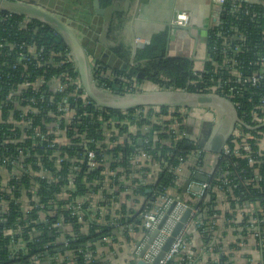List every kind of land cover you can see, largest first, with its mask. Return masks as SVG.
<instances>
[{
	"label": "trees",
	"instance_id": "16d2710c",
	"mask_svg": "<svg viewBox=\"0 0 264 264\" xmlns=\"http://www.w3.org/2000/svg\"><path fill=\"white\" fill-rule=\"evenodd\" d=\"M39 1L44 4L48 2V0ZM93 1L90 0V3L92 4ZM125 1L101 0V7L122 5ZM263 2L264 0L248 4L243 1H226L220 11V24L207 31V53L212 61L222 63L225 57L223 41L238 32L245 36L248 45H254L251 42L254 43V40L260 38L258 33L264 26ZM60 5L64 8L63 2ZM57 11L59 12L57 16L67 24L69 22L68 25L76 30L74 32L81 33L84 37L82 41L84 48L89 57L96 60V76L101 71L105 73V77L98 79L97 82V85L101 87L116 88L122 84V78L127 77L135 78L139 84L148 81L162 90L176 89L200 93L207 91L206 87L215 83L218 78V75L214 74L211 62H205L200 71L196 63L187 58L171 57L168 53L170 43L168 30L155 35L149 45L139 49L136 55L132 56V52L124 44L108 46L100 43L97 35L102 25L96 31L95 37L91 35V28L85 21L88 17L85 12L80 18L65 12L64 9L63 11L57 9ZM75 19H78L79 24L73 23ZM127 20L126 12L114 13L108 32L110 39L113 40L116 31L123 27ZM22 21H24L22 16L13 15L14 24L22 23ZM2 39L16 43L35 41L39 46L45 47L46 51L62 55L71 52L64 37L36 19L31 20L30 24L22 30H19L17 26L11 28L8 23L0 24V42ZM92 46H96V52ZM261 46L263 47V44ZM3 51L0 61L6 62L7 66H12L15 63V57L5 55L8 51L7 47ZM60 72L62 70L50 69V74ZM141 74L144 77L139 76ZM3 75V79L0 80V111L3 112L0 120V163L20 161L24 158L22 162L25 170L31 165L35 172L41 175L47 173L48 178H36V194L34 195L27 176L16 178L0 170V264H23L29 262L34 256L42 261L48 258L46 260L51 264H99L96 259L99 245H103L108 238H115L119 231L131 223V218L127 217L123 206H119L120 208L118 207L116 211L113 210L115 206L120 205L123 191L129 187L139 195L148 196L152 204L147 211L153 210L160 196L167 194L166 191L170 189L179 188L175 169L188 162L194 150L203 149L198 143L189 145L186 138L176 139L172 130H169V126L177 121L180 131L186 132V123L184 124L186 118H181L176 112L169 113V107L133 109L127 113L133 115L136 112H143V117L137 124L121 122L112 125L106 124L105 118H122V112L103 110L101 113L105 118L98 120L100 112L97 107L95 114L93 107L83 108L81 105L76 106L75 120L72 122L68 118L59 121L57 115L52 113L53 116H51L49 112L42 116H34L31 125L42 126L48 133V139L67 137L65 140L69 144L62 143L51 148L48 143L37 140L33 148L35 142L23 137L22 128L25 126L19 123L17 116L19 109L11 114L1 102L5 97L4 87L16 84L24 78L20 77V71L16 72L8 68L4 70ZM55 97L56 103L62 99V95L57 94ZM49 110L53 111L55 108L52 107ZM85 113L88 116L80 118V115ZM56 122H59L57 127ZM55 128H59L62 132L58 134ZM76 128L79 134L87 133L88 138H96V141L100 140L102 143L108 128L114 134L115 146L108 147L104 144L101 148H96V158L101 162L98 168L89 169L83 163L82 160L90 149L80 146L77 143L78 140L71 139ZM140 138L144 140L141 147L138 145ZM26 148H30L29 151L25 150ZM139 150L146 153L149 159L143 162L141 170H134L132 158ZM25 153L26 156L23 155ZM58 158H62L63 162L57 165ZM204 159L205 157H201L200 160H196L194 169L202 167ZM146 165L159 167L154 184H142V179H145L150 172ZM136 172L140 173L142 179L133 178ZM70 174L73 175L72 179L68 178ZM259 174L262 177L261 180H254L256 179L254 168L250 167L246 160L223 159L217 171L210 176V189L202 200L190 198L185 202L194 208L195 212L191 218L192 226L200 235L206 251L212 249L211 241H214L215 228L211 226V218L217 214L215 208L219 191L226 194L233 209L248 203L258 206L254 214H248L241 220H236L235 226L240 227L241 232L238 234V241L234 248L241 249V244H247L249 237L251 239L254 237L256 245L260 243L261 238L255 236L258 231L261 232L264 245V164L259 167ZM56 176L61 180L58 184L52 182ZM192 177L195 178V176ZM70 182L73 186L69 191L70 197L58 199L60 187H67ZM128 182L130 184L127 186L125 183ZM92 195L96 196L95 200L91 198ZM83 198L86 200L82 203V211L85 219L90 220L89 229L85 232H81V225L78 218L72 215V210H67L69 205L73 206ZM49 202L52 204L48 205ZM40 204L47 205L46 212L62 213L66 218V224L71 229L70 232L56 227L57 216L50 217L48 223L41 221L39 209L36 208ZM23 205L32 206L33 209L26 212ZM254 221L255 223H252ZM64 240L68 241L67 248L62 247ZM212 251L220 255V260L219 263L209 260V264H232L231 256H223L217 248ZM88 255H91V260H87ZM180 264H193V262L186 257Z\"/></svg>",
	"mask_w": 264,
	"mask_h": 264
},
{
	"label": "built area",
	"instance_id": "2783aa9c",
	"mask_svg": "<svg viewBox=\"0 0 264 264\" xmlns=\"http://www.w3.org/2000/svg\"><path fill=\"white\" fill-rule=\"evenodd\" d=\"M226 1L227 0H214V3L219 6L218 11L216 12L215 26L220 24V11ZM235 1H243L248 4H255L261 2L262 0ZM13 15L16 14L0 11V24L8 23L11 28L17 26L19 30H22L30 24L31 20H33V18L23 17L24 21H22V23L14 24ZM190 21L191 16L187 11L177 12L171 21V26L186 27L190 25ZM258 34L260 38L254 40V43L251 42V44H254L252 46L248 45L245 36L239 32L234 34L233 36H230L229 39L223 41V46L225 47V57L222 63L212 61L207 53L206 59L202 61L199 66L197 65L201 71L202 66L205 62H211L214 67V74L218 75L215 83L206 87L207 91L200 93L218 95L226 100L235 110V129L230 141L224 147L223 153L218 155L220 157V162L223 159L226 160L227 158L246 160L249 166L254 168V172L256 175V179L254 180L256 181H260L262 178L259 174V167L264 164V26H262V29ZM261 44H263V47L261 46ZM5 47L8 48V51L5 52V55H11L15 57V63L12 64V66H7L6 62L0 61V80L3 79V72L7 68L12 69L16 72L20 71V77L24 79L21 81L19 80L16 84L4 87L3 94L5 97L1 101L2 106L8 108L7 112L9 111L11 112V114H13L12 112H15L19 109V113L17 114L19 123L25 126V128H22V132L24 133L23 137L24 139L31 140V142H35V144H33V148L36 146L37 140H40V142L48 143L51 148H55L62 143L65 145L69 144V142L65 140L67 137H56L51 140L48 139V133L44 130V128H42V126L31 125L34 120V116H42L46 112H49L51 116L57 115V119L59 121L68 118V120L70 119V121L72 122L73 120H75L76 106L81 105V107L83 108L93 107L95 114L97 107L98 111L100 112L97 119L103 120V118H105L101 113L105 109L98 107L88 97L78 72L77 63L71 52L67 53L66 55H62L61 53L46 51L45 47L39 46L35 41L16 43L4 41V39H2L0 42V56L4 52L3 49ZM90 61L91 77L94 86L109 94H133L144 91L187 92L176 89L162 90L161 88H159V86L151 84L150 82L148 84L149 86H146L145 83H147L148 81L143 84H139L135 78L128 79L127 77L122 78V84L118 85L116 88H108L106 86L101 87L97 85V82L98 79H103L105 77V73L101 71L96 76V60L92 58ZM52 68L62 70V72L50 74V69L52 70ZM51 92L53 93L51 94ZM57 94L62 95V99L56 103L55 95ZM207 106L209 105L202 107ZM52 107H54L55 110L50 111L49 109ZM195 107L198 106H190L184 108L169 107V113L172 114L176 112L180 115L181 118H186V120H184V124L186 123L187 128L193 126V133L191 135H188L187 130L186 132L180 131V125L177 123V121H174V123L169 126V130H172L173 134H175L176 139L180 140L182 138H186L189 143L191 142L195 144L196 142L197 144V141L199 140L201 124L203 125V123L209 122L208 124L211 128H216L215 125L218 120L216 119V114L213 112L214 110L210 111L207 109L205 114L202 111L200 112ZM127 112L128 111H122V118H105L107 120L105 123L113 125L121 122H135L137 124L143 117V112H136L133 115L128 114ZM2 113L3 112L0 111V120L3 117ZM196 115L200 117H197ZM86 116H88L87 113L80 115V118ZM222 117L231 118V112L227 110V115H222L221 118ZM190 121L194 122L195 125V121L199 122L198 126H194V124L191 125ZM56 123L57 124H55V126L57 127L59 125V122ZM51 131L54 130L51 129ZM55 132L60 134L62 130H59V128H55ZM63 133L65 134V132ZM71 139L78 140L77 143L80 146L83 145L85 146V149H90L87 151L84 159L82 160L89 169H96L101 166V162H99L96 158V148H101V146L104 144L108 147L115 146L114 134L109 128L105 133V137L103 136L104 143H102L100 140L96 141V138H88L87 133L79 134L77 128L76 130L74 129ZM89 146L91 148H89ZM29 149L30 148H26L25 150L29 151ZM206 153L209 152H207L204 148L202 150H194L191 154V158L200 160L201 157H205ZM23 155L26 156V153ZM214 157L216 158V155H214ZM23 159L24 158H21L20 161L14 160L10 162L2 161L0 163V170L6 171L7 173H9V175L16 178L27 176L31 182L32 194L35 195L36 178L39 177L42 179H47L48 175L47 173L41 175L38 172H35L32 169L31 165H29L25 170V165L22 162ZM147 159H149V156L143 151L139 150L138 153L133 156L132 162L139 170L143 166V162ZM62 162V158H58L56 161L57 165ZM220 162L216 165L214 172L217 171ZM202 167H197L196 169H194L191 176L201 174L207 176L210 179V176L214 172L206 175L203 172ZM76 170L78 169L76 168ZM179 170L180 168H176L175 173L179 172ZM72 177L73 175L70 174L68 178L72 179ZM134 178L142 179L139 172L135 173ZM194 180L196 179L194 178ZM60 181V178L56 176V178H53L52 182L58 184ZM142 181V184L144 185L145 180L142 179ZM192 184H199V192L194 193V196L197 199L203 198L205 193L210 189L209 180L206 183L191 182L190 186ZM72 187L73 186L71 182L67 187L61 186L58 199L69 198V191H71ZM167 192L168 191H166V193ZM91 198L95 200L96 196L92 195ZM179 198H169L167 194L162 195L159 197V200L156 203V207L151 211L145 212L143 218V228L145 230V235L142 245L147 242L151 234L156 230L158 224L167 213L173 202L177 201ZM84 200H86V198L78 201L73 206L69 205L67 207V210H72V215L78 218V222L81 225V232H85L89 229L90 221L85 219V214L82 211V203H84ZM49 204L52 203L49 202L48 205ZM23 206L25 207L24 210L26 212H29L33 209L32 206ZM36 208L39 209V218L41 221L48 223V219L50 217L57 216L56 227H61L63 231L67 232L68 225L66 224V218L62 213L57 214L56 211L46 212V204H40L36 206ZM188 208L192 207L183 202V200L177 203L176 207L170 214L165 226L160 230L159 234L154 239L153 243L144 256V261L147 264H154L155 259L157 258L167 239L171 235L173 228ZM193 214L194 210L189 219V222L186 226H184L183 230L175 238L172 246L170 247L169 251L166 252L160 264H172L174 259L186 250L185 232L189 227ZM255 236L261 238L260 248L263 249L264 245L262 243L261 232L258 231V234H255ZM62 247H68L67 240L63 241ZM139 252L140 249L137 250L136 254L138 255ZM91 258V255L87 256V260H91ZM46 259L42 261V259L34 256L29 260V262L23 264H40L43 262L51 264L50 261Z\"/></svg>",
	"mask_w": 264,
	"mask_h": 264
},
{
	"label": "crops",
	"instance_id": "0c3cea01",
	"mask_svg": "<svg viewBox=\"0 0 264 264\" xmlns=\"http://www.w3.org/2000/svg\"><path fill=\"white\" fill-rule=\"evenodd\" d=\"M62 1L64 8H61L60 3L62 2L56 0V2L54 1L52 2L53 4H50V9L58 8L62 11L64 9L65 12L75 14L78 17L85 12L88 16L85 21L91 28V30L89 29L91 35L95 37L96 31H98L102 25V29L97 35L100 41L105 22L102 17L94 15L95 9L93 2L91 4L90 0H69L68 4L65 0ZM43 4L41 2L39 5L42 6ZM124 4H116L115 6L124 7ZM43 6L49 8V3ZM218 8L219 6L214 3V0H133L130 11L126 12L128 20L125 25L116 31L113 40L110 39L108 34L106 43L102 45L113 46L124 44L130 49L132 56H135L137 51L142 49L139 48V44H145L146 47L155 35L168 30L170 32L169 55L171 57L187 58L199 66L207 57V31L215 26ZM181 11H187L191 16L190 27L192 28V35L184 31L175 30V27L171 26L173 17L177 12ZM114 13L115 12H113V15ZM63 18H65V16H63ZM73 23L79 24L78 19H75ZM68 24L70 23L68 22ZM72 29H74V27ZM74 31L76 30L74 29ZM76 34L78 38L83 41L84 37L81 33L76 32ZM92 47L96 52V46ZM195 108L203 113L207 110V108L202 106ZM196 116L200 117L198 115ZM190 123L191 125L194 124L192 121H190ZM195 123L196 125L194 124V126H198V122L195 121ZM208 123L209 122L206 124L209 130L211 127ZM218 124L219 121H217L215 127H217ZM202 126L201 124V127ZM199 134L201 135V131ZM208 154L209 155L206 153L205 155L202 167L206 175L212 172L215 164L214 155ZM195 162L196 160L191 158L180 167L179 172L176 173L178 177V189L180 190H168L167 196L169 198L181 197L183 202H186L190 198H195L194 193H198L195 188H199V184H192L186 193L183 194L182 192L183 186L187 180H190L192 183H200V181L194 180L191 176ZM146 168H149L150 172L146 175L144 183L146 185L154 184L157 180L159 167L156 165H146ZM141 169L142 167L139 170ZM134 170H138L135 165ZM133 175H135V173ZM125 184L128 186L130 183L128 182ZM195 199L199 200L197 198ZM200 200H202V198H200ZM119 204L120 205L115 206L113 210L116 211L119 206H123L127 217L131 218V223L128 227L119 231L115 238H108L103 245H99L96 251V259L99 264H136L133 254L138 250L137 243L143 242L142 240L145 235L143 220L140 218L143 212L148 210L152 201L149 200L148 196L139 195L128 187L123 191ZM256 209H258L257 205L249 203L240 208L233 209L226 194L219 191L217 193L215 208L217 214L214 218H211V226L215 228H213L214 241H211L212 249H210V251L205 250L202 239L196 232L195 227L192 226L191 220L185 232L186 250L177 256L172 264H180L186 257L191 259L193 264H209V260L214 263H219L220 255L212 251L215 248H217L223 256H231L232 264H264V249L260 248V243L256 245L254 237H252V239L249 237L250 240L247 244L242 243L241 249L236 250L234 248V245L238 241V234L241 232V228L235 226L236 220H241L245 215L254 214ZM227 216H231L232 218H228ZM252 223H255V221ZM70 230L68 226L67 232H70ZM40 264L48 263L43 262Z\"/></svg>",
	"mask_w": 264,
	"mask_h": 264
},
{
	"label": "water",
	"instance_id": "95a60500",
	"mask_svg": "<svg viewBox=\"0 0 264 264\" xmlns=\"http://www.w3.org/2000/svg\"><path fill=\"white\" fill-rule=\"evenodd\" d=\"M133 0H126L124 7L121 6H109L107 8L101 7V0H94L95 14L103 18L105 24L103 26V31L100 37L101 44L106 43L108 36L110 23L112 21L113 12H129ZM0 11L16 14L22 17H29L39 20L45 25L50 26L54 29L60 36L64 37L69 45L70 51L77 63L78 72L84 86V89L88 97L98 106L105 110L110 111H131L133 109L141 107H190V106H206L218 104L222 105L225 109L231 112V118L222 117L216 128H211L208 130L207 124L204 123L201 129V135L198 145L204 148L207 152L212 155H216L215 164L212 170L220 162V157L218 155L223 153L224 147L230 141L233 131L236 125V117L234 108L223 98L215 94L206 93H188L181 91H144L133 94H119L113 95L103 90L95 87L92 82L91 69H90V57L83 46L82 41L78 38L72 27H70L65 21H63L59 16L52 14L45 10L43 7L34 4L30 0H11V1H0ZM175 30L187 32L192 35V28L186 27H175ZM145 47V44H139V48ZM144 77L142 74L139 75ZM226 121L229 123L226 124ZM188 135L193 133V126L187 128ZM144 141L139 139L138 145L141 147ZM195 179L206 183L209 178L207 176L197 174ZM190 180H187L183 186V194L187 192L190 187ZM199 192L200 188H195ZM180 197L177 201H174L167 213L164 215L160 223L158 224L156 230L151 234L147 242H138L137 246L140 249L139 254H133V258L136 264H147L144 261V256L148 251L149 247L153 243L154 239L159 234L160 230L165 226L170 214L176 207L177 203L181 202ZM201 201V200H200ZM156 207V206H155ZM194 208H188L178 221V223L173 228L171 235L164 244L161 252L154 261V264H160L164 258L166 252L169 251L175 238L183 230L184 226L187 225L189 219L192 215ZM144 214L141 216V220L144 218ZM144 240V238H143ZM142 240V241H143Z\"/></svg>",
	"mask_w": 264,
	"mask_h": 264
},
{
	"label": "rangeland",
	"instance_id": "374dc122",
	"mask_svg": "<svg viewBox=\"0 0 264 264\" xmlns=\"http://www.w3.org/2000/svg\"><path fill=\"white\" fill-rule=\"evenodd\" d=\"M30 1H33L34 4H37L38 6H40L39 4L41 3V1H39V0H30ZM54 1L56 2V0H48L47 3H49V6H48L49 8H45L46 6H43L44 5L43 3H42L43 5L41 7L45 8L48 12L57 15V14H59L58 11H57L58 8H54L55 10L54 9H52V10L50 9L51 8L50 4H53L52 2H54ZM59 1L63 2L62 0H59ZM65 2L69 4V0H65ZM52 6H55V5H52ZM148 84H149V82L145 83L146 86H149ZM205 108H207L210 111L214 110L213 112L216 114L215 116H216V119L218 121L220 120L222 115H227V109L222 107V105L213 104V105H209V106H207ZM207 155H209V154L207 153Z\"/></svg>",
	"mask_w": 264,
	"mask_h": 264
},
{
	"label": "flooded vegetation",
	"instance_id": "af4514ba",
	"mask_svg": "<svg viewBox=\"0 0 264 264\" xmlns=\"http://www.w3.org/2000/svg\"><path fill=\"white\" fill-rule=\"evenodd\" d=\"M229 122L228 121H226V124H228ZM202 128V127H201ZM200 131H201V129H200ZM199 139H200V134H199ZM193 140V139H192ZM197 143H199V140L197 141ZM192 144H194V143H191L190 142V144L189 145H192ZM195 144H196V142H195Z\"/></svg>",
	"mask_w": 264,
	"mask_h": 264
}]
</instances>
